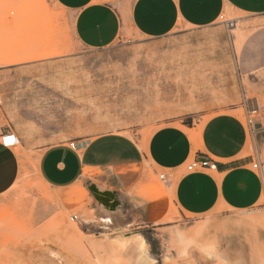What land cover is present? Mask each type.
Segmentation results:
<instances>
[{
	"label": "rangeland",
	"instance_id": "1",
	"mask_svg": "<svg viewBox=\"0 0 264 264\" xmlns=\"http://www.w3.org/2000/svg\"><path fill=\"white\" fill-rule=\"evenodd\" d=\"M219 25L145 49L89 50L77 42L72 16L53 0H0V126L18 132L17 148L29 161L16 185L26 218L0 208V264H99L113 232L146 241L159 260L157 235L173 222L191 226L202 218L235 264H264V199L252 209L219 207L197 217L172 205L164 225L149 226L127 221L121 204L109 213L91 209L90 200L60 208L36 176L34 149L53 143L121 133L143 147L169 123L196 134L197 143L208 119L227 110L245 122L247 108L257 110L255 127H263L264 15L226 12ZM253 135L245 155L252 154ZM151 180L165 187L159 174ZM39 195L46 199L40 220Z\"/></svg>",
	"mask_w": 264,
	"mask_h": 264
},
{
	"label": "crops",
	"instance_id": "2",
	"mask_svg": "<svg viewBox=\"0 0 264 264\" xmlns=\"http://www.w3.org/2000/svg\"><path fill=\"white\" fill-rule=\"evenodd\" d=\"M53 1L72 16L74 36L89 50L145 49L176 35L210 32L222 27L219 20L226 12L264 15V0ZM21 113L26 135V92ZM6 131L19 136L10 125H1L0 135ZM253 134L252 154L245 155L249 128L225 110L201 126L197 143L175 123L155 130L143 147L121 133L63 141L34 149L36 176L56 193L60 208L90 200L91 209H102L105 201H114L127 221L149 226L164 225L172 205L184 217L219 207L248 210L264 199V126ZM200 160H209L210 166L189 172L188 166ZM28 162L23 151L0 144V208L14 209L24 218L26 203L16 205V185ZM152 173L165 175V187L151 180ZM38 198L35 216L40 220L46 199Z\"/></svg>",
	"mask_w": 264,
	"mask_h": 264
},
{
	"label": "clouds",
	"instance_id": "3",
	"mask_svg": "<svg viewBox=\"0 0 264 264\" xmlns=\"http://www.w3.org/2000/svg\"><path fill=\"white\" fill-rule=\"evenodd\" d=\"M155 238L161 241L159 260L146 241L132 243L122 232H113L111 242L104 241L107 254L99 264H193L194 259L199 264H235L222 250L207 218L191 226L173 222Z\"/></svg>",
	"mask_w": 264,
	"mask_h": 264
},
{
	"label": "built area",
	"instance_id": "4",
	"mask_svg": "<svg viewBox=\"0 0 264 264\" xmlns=\"http://www.w3.org/2000/svg\"><path fill=\"white\" fill-rule=\"evenodd\" d=\"M257 113V110L252 109V108H247V112L245 114V124L249 128V131L253 134L255 132V114ZM8 138H11L9 141ZM21 141L19 136L14 133L13 131H6L0 135V144L7 149H15L20 145ZM71 146L75 148V143L72 142ZM210 166V161L209 160H200V161H195L192 164L188 166V171L189 172H194L198 169L205 168ZM253 167L258 169L259 168V163L256 161L253 164ZM160 180L162 182H165L166 178L165 175L161 174L159 175ZM261 214L264 217V204L261 205L260 208Z\"/></svg>",
	"mask_w": 264,
	"mask_h": 264
},
{
	"label": "bare ground",
	"instance_id": "5",
	"mask_svg": "<svg viewBox=\"0 0 264 264\" xmlns=\"http://www.w3.org/2000/svg\"><path fill=\"white\" fill-rule=\"evenodd\" d=\"M187 130H189V129H187ZM190 131V130H189ZM188 131V132H189ZM190 133H192V132H190ZM189 133V134H190ZM195 136H196V134H194ZM193 134H192V136L191 137H193L194 136ZM194 136V137H195ZM197 136H198V134H197ZM193 141H194V139H192ZM107 192V191H106ZM96 193V192H95ZM102 193V192H101ZM97 200V199H96ZM115 200V199H114ZM117 203V202H116ZM116 203L114 202V201H112V202H106L105 201V203H104V205H103V207H102V210L104 211V212H107V213H109V212H114L115 210H116ZM99 205V204H98ZM101 205H102V203H101Z\"/></svg>",
	"mask_w": 264,
	"mask_h": 264
},
{
	"label": "snow or ice",
	"instance_id": "6",
	"mask_svg": "<svg viewBox=\"0 0 264 264\" xmlns=\"http://www.w3.org/2000/svg\"><path fill=\"white\" fill-rule=\"evenodd\" d=\"M8 140L10 141V140H11V138H8Z\"/></svg>",
	"mask_w": 264,
	"mask_h": 264
}]
</instances>
